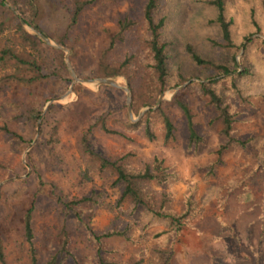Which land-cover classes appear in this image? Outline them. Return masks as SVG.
<instances>
[{"label":"rangeland","instance_id":"1","mask_svg":"<svg viewBox=\"0 0 264 264\" xmlns=\"http://www.w3.org/2000/svg\"><path fill=\"white\" fill-rule=\"evenodd\" d=\"M145 1L99 0L81 13L75 27L68 28V0H38L34 19L38 28L23 24L31 39H39L35 46L14 32L15 13L0 7V22L5 21L0 53L9 47L24 59L36 61L44 75L29 81L34 72L16 67L13 60L0 67V107L5 115L13 114L9 102L32 104L41 111L35 124L21 119L11 122V129L23 136L22 144H13L0 131V238L9 264H27L22 216L28 207H32L34 243L41 264L56 251L64 234L67 247L83 264H100V260L104 264H264V90L240 108L234 124L236 136H252L257 145L246 149L230 146L217 160L216 150L224 139L213 109L207 98L187 86L189 80L176 84L180 73H189L193 81L210 75L206 68L191 64L185 44H191L203 58L230 64L238 73L247 47V54L259 57L252 41L264 39V33L244 38L245 25L236 19L232 29L236 47L228 49L216 44L221 40L213 21L215 13L203 0H162L159 14L168 21L164 36L173 46L170 85L160 95L162 101L176 96L189 105L203 142L189 145L188 129L176 105L166 107L176 127L175 139L164 144L157 130L158 139L147 141L141 129L127 128L124 123L129 116L128 93L123 89L128 87L126 78L99 77L96 72L100 52L119 31V19L127 16L133 21L130 36L119 42L121 48L134 49L147 37ZM100 78H111L117 85L102 83ZM101 115H107L108 126L119 134L95 126ZM137 116L132 111L129 117L135 122ZM54 126L58 140L51 149L47 137ZM91 126L92 143L106 156L127 155L134 168L155 155L164 160L171 174L170 211H182L185 196L193 193V212L174 238L154 240L152 233L163 226L141 230L145 219L138 213L128 218L127 210L119 219L101 204L94 207L92 219L78 220L58 202L59 194L72 200L100 189L109 194L106 202L118 197L112 187L114 176L93 167L80 149V138ZM113 229L129 240L116 236L103 239L101 245L95 242L94 233ZM168 248L170 252H165Z\"/></svg>","mask_w":264,"mask_h":264},{"label":"trees","instance_id":"2","mask_svg":"<svg viewBox=\"0 0 264 264\" xmlns=\"http://www.w3.org/2000/svg\"><path fill=\"white\" fill-rule=\"evenodd\" d=\"M68 1L67 27L73 28L78 23L81 13L99 0ZM161 1H145L143 22L147 37L134 49L119 46V42H124L130 36L133 21L127 16L118 20L119 31L112 36L108 45L100 52L96 62V72L99 77L124 76L126 78L131 93V108L136 115L142 108L148 107L135 122L126 115L124 123L127 128L141 129L147 141L157 140V130H159L162 142L169 144L175 139L176 127L166 107L176 105L181 110L188 129L189 145L197 146L203 142V137L196 132L191 110L185 101L174 96L170 101H162L154 108L158 96L170 85L169 58L173 46V42L166 40L164 36L168 21L166 15L159 14ZM203 3L215 13L213 21L218 27L221 40L216 44H221L228 49L236 47L232 37L236 19L245 25L244 38L253 33H264V0H203ZM0 7L5 12L15 13L14 32L25 43L31 46L39 44V39L38 41L31 39L23 27V24H26L38 28L34 23L39 12L38 0H0ZM4 24L5 21L0 22V32L4 30ZM255 42L256 50L260 51L259 57L255 58L247 54V47L241 57L242 69L238 73H234L230 64L216 63L211 59L203 58L191 44L187 43L184 46V51L191 64L194 67L206 68L210 75L193 81L190 80L192 76L189 73H180L176 84L189 80L187 86L207 98L209 107L213 109L224 139L216 150L217 160H220L221 154L230 146L246 149L257 145L256 138L252 136L242 138L234 134V124L240 108L251 104L250 97L264 90V61L262 58L264 39L255 38L252 43ZM9 60H13L18 68L25 67L34 72V75L27 79L29 81L44 76L36 61L24 59L15 50L5 47L0 53V67ZM232 64L236 65L235 55H232ZM6 104L11 106L10 111L13 114L5 115L3 108L0 107V131L4 132L13 144H22L25 140L21 134L11 129V122L14 120L19 122L21 119L24 122L35 124L40 118L41 111L32 104L23 106L13 102ZM107 119V115H101L95 126L105 133L119 134L118 131L108 126ZM57 140L58 129L54 126L49 131L47 145L52 149ZM80 149L93 167L114 176L112 187L118 192V197L114 201L106 202L109 194L105 189L92 190L81 198L72 200L65 199L61 194L57 195L58 202L65 207L67 212L73 213L78 220L84 218L90 220L95 214L94 207L103 204L115 218L120 219V214L127 210L128 218L133 219L136 213L140 214L145 219L141 230L162 225V228L152 233L151 237L154 240L163 242L168 238H174L179 233L193 212L195 206L193 193L189 192L185 196V207L182 211L169 210L171 194L168 186L171 174L161 157L155 155L140 168H134L128 163L127 155L116 158L106 156L92 143V126L82 134ZM22 225L27 246V264H41L34 243L32 207L25 210ZM116 236H123L129 240L125 233L117 229L94 233L93 238L98 245H101L103 239ZM165 252H170V249H166ZM68 262L83 264L67 247L66 234H64L59 247L49 256L45 264H66ZM0 264H9L1 238ZM100 264L104 262L100 260Z\"/></svg>","mask_w":264,"mask_h":264},{"label":"water","instance_id":"3","mask_svg":"<svg viewBox=\"0 0 264 264\" xmlns=\"http://www.w3.org/2000/svg\"><path fill=\"white\" fill-rule=\"evenodd\" d=\"M39 35H40L41 37H43V39L47 40V38L44 37L42 34L39 33ZM249 38H250V37H249ZM249 38H248V39H249ZM248 39L245 40L244 44L247 42ZM243 47H244V46H242V50H243ZM242 50H241V52H242ZM100 81H101L102 83H107V84H111V85H117V84L115 83V81H114L113 79H111V78H100ZM185 84H186V83H184V84H182L181 86L177 87L176 90L182 88L183 86H185ZM123 89L128 93L127 106H128V114H129V116L131 117V115H132V108H131V96H130V91H129V88H128V87H123ZM162 100H163V97H162V95H160V96L157 98V100H156V104H155L154 108H156L157 106H159ZM147 108H148V107H146V108H144L142 111H140V113H139L138 116H137V119L140 118V116L143 114V112H144ZM137 119H136V120H137Z\"/></svg>","mask_w":264,"mask_h":264}]
</instances>
